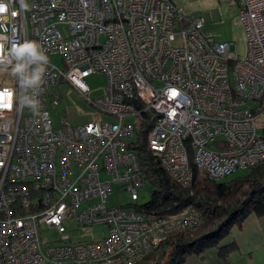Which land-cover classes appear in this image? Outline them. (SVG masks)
Listing matches in <instances>:
<instances>
[{"label": "built area", "instance_id": "1", "mask_svg": "<svg viewBox=\"0 0 264 264\" xmlns=\"http://www.w3.org/2000/svg\"><path fill=\"white\" fill-rule=\"evenodd\" d=\"M220 1L238 5L244 59L171 0H25L28 11L0 0V264H138L174 231L200 225L196 211L157 217L133 204L146 182L132 148L144 124L149 150L184 187L193 169L222 181L264 163V0ZM26 41L48 58L36 88L22 80L36 65L12 53ZM17 64L28 67L16 74ZM92 74L106 86L90 99ZM60 83L113 120L54 126ZM113 186L131 203L110 205ZM71 215L106 235L73 242L63 225ZM42 227L58 240L44 244Z\"/></svg>", "mask_w": 264, "mask_h": 264}, {"label": "trees", "instance_id": "2", "mask_svg": "<svg viewBox=\"0 0 264 264\" xmlns=\"http://www.w3.org/2000/svg\"><path fill=\"white\" fill-rule=\"evenodd\" d=\"M148 129L144 124L132 145L141 174L151 185L150 199L135 204L137 210L157 217L191 210L202 217V223L174 231L138 264H185L188 257L211 248L224 254L221 243L233 227H240L250 214L264 215V163L223 181L210 180L193 169V182L184 187L165 173L158 156L149 150Z\"/></svg>", "mask_w": 264, "mask_h": 264}, {"label": "rangeland", "instance_id": "3", "mask_svg": "<svg viewBox=\"0 0 264 264\" xmlns=\"http://www.w3.org/2000/svg\"><path fill=\"white\" fill-rule=\"evenodd\" d=\"M184 13L200 15L204 20V32L211 35L218 42L230 44L229 49L233 56L244 59L247 54V43L243 27L239 20L238 5L234 1L224 2L220 0H171ZM63 35H67L65 27L59 28ZM50 62L58 67L61 65V57L53 55ZM7 74V71H0V77ZM88 87V97L93 99L103 93L106 86V78L103 74H92L84 79ZM0 83H6L1 81ZM60 103L50 110V118L54 126H57L61 119H66L71 125L79 126L87 122L97 120L112 121L113 118L107 115L98 114L88 102L69 84L60 83L57 88ZM128 121V120H127ZM248 168L236 169L223 180L248 172ZM222 180V181H223ZM138 198L133 204H144L151 196V185L145 182V186L137 188ZM110 205H128L131 203L130 192L117 189L109 194ZM66 231L73 242L91 241L102 238L107 233L106 225L78 226L76 217L71 215L63 221ZM41 239L44 244L58 240L59 233L54 228H41Z\"/></svg>", "mask_w": 264, "mask_h": 264}, {"label": "crops", "instance_id": "4", "mask_svg": "<svg viewBox=\"0 0 264 264\" xmlns=\"http://www.w3.org/2000/svg\"><path fill=\"white\" fill-rule=\"evenodd\" d=\"M218 248L188 257L185 264H264V215L250 214L240 227H233Z\"/></svg>", "mask_w": 264, "mask_h": 264}, {"label": "clouds", "instance_id": "5", "mask_svg": "<svg viewBox=\"0 0 264 264\" xmlns=\"http://www.w3.org/2000/svg\"><path fill=\"white\" fill-rule=\"evenodd\" d=\"M20 7L23 11L29 10V5L25 0H19ZM7 5L0 3V20L5 18L7 13ZM17 15V13H13ZM2 27V26H0ZM6 31V29H4ZM6 39V37H0V40ZM12 53L15 59L19 60L25 56L28 57L30 64H35L36 67L33 68L31 73L22 78L26 87L36 88L40 85L42 77L46 71V65L48 63V58L40 48V46L34 41H26L21 45H13ZM28 65L17 64L14 68L16 74L25 72ZM34 103V102H33Z\"/></svg>", "mask_w": 264, "mask_h": 264}]
</instances>
